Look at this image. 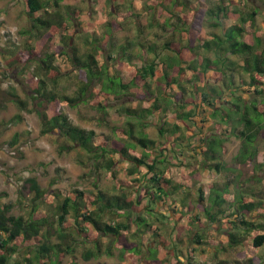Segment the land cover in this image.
<instances>
[{
	"label": "trees",
	"instance_id": "obj_1",
	"mask_svg": "<svg viewBox=\"0 0 264 264\" xmlns=\"http://www.w3.org/2000/svg\"><path fill=\"white\" fill-rule=\"evenodd\" d=\"M58 1L23 0L29 30L34 29L36 36L49 32L46 40L56 34L61 44L47 47L37 67L26 73L34 80L30 86L31 97L46 104V108L38 112L39 133H56L60 139L58 153L75 147L84 151L91 160L93 172L103 169L109 178L115 179V188L138 185L132 197L98 188L95 192L58 189L57 193L46 194L33 177H27L21 189H27L31 197L18 201L22 207L20 213L11 212L14 204L0 201V264H60L65 254L73 258V241L78 238L84 245L80 252L84 260L101 253L111 255L113 247L118 249L119 258L128 259L132 264H137L140 258L141 264H170L169 257L176 259L181 253L175 244L177 235L172 233L179 217L189 223L186 227L193 244L207 243L214 251L220 250V240L205 241L203 228H197L201 223L203 227L216 223L218 230L223 224L229 225L226 233L229 246L241 244L245 254L259 248L264 243V222L253 223L245 219L243 212L264 207L263 201H253L240 194L229 204L227 182H223L219 187L212 183L207 185L211 190L205 202L200 183L194 184L195 194L191 195L185 182L189 176L199 173L196 167L185 162L184 166H191L188 174L172 181L168 173L172 164L168 159L173 157L163 153L164 145L170 141L167 134L179 128L184 130L183 137L192 136L187 123L193 122V116L199 114L200 122L208 118L223 125L219 132L198 138L203 147H196L192 152L202 156L200 166L222 168L219 152L223 136L231 135L240 140L236 162L255 155L251 144L264 130V20L262 25L257 22V9H245L243 0H141L139 12L147 18L137 21L136 32L141 34L146 23L148 28L169 29L173 35L160 43L155 40L137 42V53L129 51L130 43L115 45L109 41L105 58L99 62L95 53L100 46L95 43L93 33L91 46L83 54L72 45L69 34L76 21L70 14L77 13V8L65 5L61 10ZM106 2L116 10L123 0ZM125 14L131 13L127 10ZM158 16L162 17L156 19ZM205 26L212 27L211 31H204ZM68 27H72L69 33ZM112 27L116 29L119 23L106 22L107 39ZM63 46L69 50L68 61L76 72L75 85L70 92L56 90L59 78L66 74L54 64V57L63 53L60 52ZM102 47L106 49L105 45ZM27 50L31 55L32 49ZM116 59L123 63L118 67L119 74L109 71L106 61ZM48 83L50 88H47ZM108 94H113L114 98L132 96L130 106L117 108L128 119L124 126L111 128L112 136L74 124L61 109L64 104L73 107L87 102L96 110L104 111ZM94 95L103 101L92 98ZM6 101L14 102L21 110L25 107L24 100L14 90L0 91V109ZM167 112H171L173 121L166 120ZM149 125L156 126L155 138L143 131ZM16 139L14 133L8 144L12 145ZM115 156L127 164L124 167L126 180L115 176L112 169ZM181 160L177 164L183 165ZM139 167H144V171ZM52 196L54 201L47 198ZM42 204L50 207L47 212L39 213L37 208ZM258 213L264 215L260 209ZM107 214L110 216L106 220L103 217ZM119 218L122 220H117ZM168 219L173 223L167 225L170 239L166 241L155 221L162 224ZM130 223L134 224L136 232L130 233ZM249 231L254 234L247 241L244 235ZM146 233L152 245H142ZM102 238L106 240L105 245ZM160 251L161 256H158ZM193 252L194 247L187 249L184 264H195L191 261ZM176 263L183 264L177 259Z\"/></svg>",
	"mask_w": 264,
	"mask_h": 264
},
{
	"label": "rangeland",
	"instance_id": "obj_2",
	"mask_svg": "<svg viewBox=\"0 0 264 264\" xmlns=\"http://www.w3.org/2000/svg\"><path fill=\"white\" fill-rule=\"evenodd\" d=\"M241 3L247 10L251 8L257 9L255 18L262 25L261 21L264 20V0H243ZM241 3L240 5L242 6ZM58 4L61 10H63L65 5L73 7V9L77 8V13L70 14L71 17L75 18L74 22L76 21L73 26V32L69 34L71 35L70 42L79 50L80 54H83L91 46L90 39L91 33H93L92 36L97 39L95 43L98 47L100 46L95 53V57L99 62L105 58L110 42L115 45L130 43L129 51L137 53L139 51L137 42L149 43L155 40L156 43H160L173 35H171V30L169 29L162 30L158 26L148 28L145 25L146 23L141 28V34L136 32L135 24L137 21L147 18L145 14L139 12L142 4L141 0H123L122 5H118L116 9L120 14L106 0H59ZM127 10L130 11V15L125 14ZM161 17L158 16L156 19ZM110 20L118 22L119 27L116 29L112 27L110 37L107 39L106 22ZM228 22L229 20H227ZM29 29L30 22L25 14L23 0H0V91L14 90L18 97L25 102L23 110L19 109L12 101H6L4 107L0 109V201L14 204L11 212L14 214L20 213L22 207L18 201L27 200L31 197V193L27 189H21V185H24V179L27 177H33L46 194L57 193L58 189L63 191L77 189L95 192V189L98 188L109 193H125L128 197H132L133 189L135 185H138L137 183L132 184L129 188L124 186L115 188V179L109 178L103 169L93 172L91 160L86 158L84 151L75 147L58 153L57 146L60 139L56 133L52 131L45 134L39 133L38 112L43 111L46 108V104L44 101H39L38 98L31 97L30 86L34 80L26 76V73L32 67H37L39 58L43 56L47 47L53 48L61 44L56 34L53 35L51 40H46V35L49 32L45 31L44 33L42 32V35L36 36L37 32L34 29ZM71 29L72 27L67 32L69 33ZM211 29L212 27L209 26L204 27V31H211ZM102 45H105L106 49H103ZM28 47L32 49L31 55L27 53ZM60 52L63 53L54 57V64L66 74L59 78L56 90L62 89L70 92L75 85L74 75L76 72L68 61L69 50L63 46ZM106 61L109 64V71L120 73L118 67L123 65L121 61V63L117 59ZM126 77L128 78V76ZM47 88H50L49 83ZM242 96L245 97L246 94ZM92 98L103 101L97 95ZM105 98L107 102L104 111L96 110L87 102L79 103L73 107L64 104L61 109L74 124L112 136L111 128L124 126L125 121L128 119L126 116L121 115L117 108L125 105L130 106L132 96L120 95L114 98L113 94H108ZM199 116V114L193 116V122L187 123V129L192 136L183 137L184 130L179 128L174 130L173 133L167 134L170 141L164 145L163 153L166 156L170 155L173 157L168 159L170 164H172V167L168 169L172 181L188 174L187 172L191 166H184L186 162L196 167L199 172L198 174L194 173V177L189 176L185 181L191 195L195 194L194 184L200 183L203 189V199L206 202L208 192L211 190V187L207 186L209 183L219 187L223 182H227L226 196L229 204H231L230 201L233 202V198L236 195L240 194L253 199V201L261 200L264 202V130L262 131L263 135L258 136L255 142L251 144L256 151L255 155L240 162L235 160V155L240 147V140L231 135L226 138L223 136V146L219 152L220 162L223 166L219 170L209 169L200 166L202 156L195 154L194 151L196 150L194 148L203 147L198 142V138L202 134L217 133L219 129L223 128V125H217L212 119L208 118L204 122H200L198 120ZM130 120L134 121L133 118H130ZM166 120L169 122L173 121L171 112L166 113ZM143 131L150 137L155 138L156 136V126L149 125ZM14 133L17 134V139L15 143L10 145L8 143ZM198 148L197 151L199 153ZM192 150L194 151L192 152ZM180 158L183 165L177 164ZM114 159L116 163L112 169H114L115 176L126 180L128 177L125 174L124 167L127 164L117 156ZM139 170L141 172L144 171V167H139ZM93 183L95 186H93ZM47 198L50 201L55 200L53 196ZM49 207V205L42 204L38 206L37 211L39 213L47 212ZM231 209H233L232 205L230 206ZM259 209L264 211L263 206L257 207L251 212L244 211L245 219L253 223L257 221L264 222V215L262 216L258 213ZM142 213L146 215L144 211ZM108 216L110 215L107 214L103 218L107 220ZM174 218L175 216H173ZM117 220L122 219L119 218ZM165 221L162 224L155 221V225L161 237L169 241L167 225L171 226L173 222L169 219ZM176 225V229L172 233H176L175 244L181 250V253L177 254L176 259L183 264L186 261L189 247L195 248V252H193L191 257L192 263L195 264H264V243L259 248H255L251 254H245L241 244L235 246L227 244L226 233L229 231L228 224H223L220 230L216 229L219 226L216 223L205 227L201 223V226L197 227L203 228L201 233L205 241L209 239L220 240L222 248L218 251H214L211 245L209 246L206 242L205 245L193 244L190 241V232L186 227L189 223H186L184 217L177 218ZM211 226H214V228ZM129 229L130 233L131 231L136 232L134 224L130 223ZM240 232L242 233L243 231ZM253 234L254 232L249 231L245 233L244 237L249 241L250 236ZM102 240L104 241L102 242L103 245H105L106 240L104 238ZM144 243L153 244L147 233L143 236L142 245ZM168 243L171 244V242ZM82 247L84 245L79 243V238L75 239L73 241V258L65 254L61 257L60 264H132L128 259H119V251L113 247L111 255L101 253L97 257L84 260L80 255ZM157 254L161 256V251ZM176 259L169 257V263L179 264L176 263ZM248 259H250L249 262ZM140 260L137 264H141Z\"/></svg>",
	"mask_w": 264,
	"mask_h": 264
},
{
	"label": "crops",
	"instance_id": "obj_3",
	"mask_svg": "<svg viewBox=\"0 0 264 264\" xmlns=\"http://www.w3.org/2000/svg\"><path fill=\"white\" fill-rule=\"evenodd\" d=\"M119 259L123 260V258H119ZM124 259H125V258H124Z\"/></svg>",
	"mask_w": 264,
	"mask_h": 264
}]
</instances>
